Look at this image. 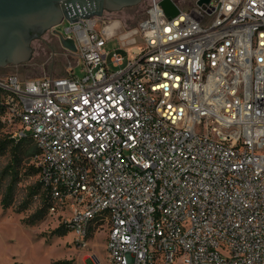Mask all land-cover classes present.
Instances as JSON below:
<instances>
[{
    "label": "built area",
    "instance_id": "obj_1",
    "mask_svg": "<svg viewBox=\"0 0 264 264\" xmlns=\"http://www.w3.org/2000/svg\"><path fill=\"white\" fill-rule=\"evenodd\" d=\"M145 1L125 66L102 17L58 26L84 76L0 77V121L34 140L48 211L80 242L108 229L109 264H264V0Z\"/></svg>",
    "mask_w": 264,
    "mask_h": 264
},
{
    "label": "rangeland",
    "instance_id": "obj_2",
    "mask_svg": "<svg viewBox=\"0 0 264 264\" xmlns=\"http://www.w3.org/2000/svg\"><path fill=\"white\" fill-rule=\"evenodd\" d=\"M181 7L188 8L196 0H174ZM147 2L127 7L118 11L105 12L100 23L113 24L117 36L109 39L105 45L109 52L108 62L112 70L119 68L113 65V51L124 55L121 66H125L128 58L133 55L134 48H141L144 42L137 37V43L119 48L120 34L127 28L137 25L146 14ZM68 21L60 25L64 28ZM33 55L30 60L20 64L0 66V77L16 74L22 79L61 76L72 70L79 77L84 76L82 65L76 64L77 58L68 53L59 42L52 29L47 30L41 38L32 42ZM76 64V65H74ZM73 65V66H72ZM8 127L0 124V142L9 140ZM11 143L0 152V188L3 191L10 175L5 167L12 162ZM21 148L36 151L34 141L28 136L21 142ZM18 183L15 189L14 203L3 209L0 195V264H109L106 241L108 229L103 228L91 233L83 242L77 240L69 230L62 235L58 232L63 216L61 213H50L42 207V199L38 173L33 164V155L25 156L19 167ZM35 191V193H33Z\"/></svg>",
    "mask_w": 264,
    "mask_h": 264
},
{
    "label": "water",
    "instance_id": "obj_3",
    "mask_svg": "<svg viewBox=\"0 0 264 264\" xmlns=\"http://www.w3.org/2000/svg\"><path fill=\"white\" fill-rule=\"evenodd\" d=\"M144 0H0V66L20 64L31 59L32 42L49 29L57 34L60 44L76 51L73 38L64 37L56 27L64 21L102 17ZM208 0H198L199 3ZM171 17L179 12L174 0L160 1Z\"/></svg>",
    "mask_w": 264,
    "mask_h": 264
},
{
    "label": "trees",
    "instance_id": "obj_4",
    "mask_svg": "<svg viewBox=\"0 0 264 264\" xmlns=\"http://www.w3.org/2000/svg\"><path fill=\"white\" fill-rule=\"evenodd\" d=\"M0 124H2L1 121H0ZM8 137H9V140L7 142L11 143L10 149L13 151V153H12L13 157H12V162L9 163L5 167L4 171H5L6 174L10 175V178H9V181H8L6 187H4L3 191L0 188L1 205H2L3 209H5V210L7 208H9L14 203L15 189H16V185L18 183L17 177H18V174H19V170H20L19 167L21 165V162L23 161L25 156L33 155V164L35 165L34 156L37 153V150L36 151H33L32 149L24 150V149L21 148V142H22V140L24 138L23 139H19V140H14L11 137L10 133H8ZM30 138L32 139V137H30ZM7 142H4L3 144L0 142V152L4 148H6ZM35 167H36V171L38 173V168H37L36 165H35ZM39 184H40V187L42 188L40 181H39ZM33 193H35V191H33ZM40 197L42 199V207H43V209H46L48 211V202H47V199H46V192L43 189L40 192ZM57 230H58V232L60 234L65 235V234H67V232L70 229L65 225V223H61V225L59 226V228Z\"/></svg>",
    "mask_w": 264,
    "mask_h": 264
},
{
    "label": "crops",
    "instance_id": "obj_5",
    "mask_svg": "<svg viewBox=\"0 0 264 264\" xmlns=\"http://www.w3.org/2000/svg\"><path fill=\"white\" fill-rule=\"evenodd\" d=\"M113 26L116 29L119 26V22L118 23L116 22V24H115V22H113Z\"/></svg>",
    "mask_w": 264,
    "mask_h": 264
},
{
    "label": "bare ground",
    "instance_id": "obj_6",
    "mask_svg": "<svg viewBox=\"0 0 264 264\" xmlns=\"http://www.w3.org/2000/svg\"><path fill=\"white\" fill-rule=\"evenodd\" d=\"M115 24H116V22H115Z\"/></svg>",
    "mask_w": 264,
    "mask_h": 264
}]
</instances>
